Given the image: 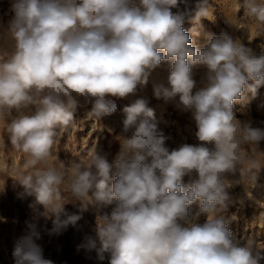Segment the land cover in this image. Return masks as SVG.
Here are the masks:
<instances>
[{
	"label": "clouds",
	"instance_id": "clouds-1",
	"mask_svg": "<svg viewBox=\"0 0 264 264\" xmlns=\"http://www.w3.org/2000/svg\"><path fill=\"white\" fill-rule=\"evenodd\" d=\"M238 7L264 31V0H239ZM11 8L0 44V119L26 158L13 178L22 195L34 197L30 207L42 206L38 216L52 219L48 234L81 219L65 212L71 198L82 210L114 205L97 215L95 235L81 245L101 262L262 264L264 248L251 237L238 240L224 213L232 203L230 175L238 171L264 188L257 183L264 164L243 150H259L264 128L233 111L264 86V54L227 32L195 45L198 33L183 25L211 18L208 0H13ZM164 64L166 76L153 79ZM150 80L156 99L191 114L200 143L170 149L154 109L139 97L123 109L112 162L94 151L87 160L49 166L58 129L75 121L82 103L91 105L89 118L101 120L115 112L113 97L135 96ZM27 229L14 247L15 264H53L37 243V223Z\"/></svg>",
	"mask_w": 264,
	"mask_h": 264
},
{
	"label": "rangeland",
	"instance_id": "rangeland-1",
	"mask_svg": "<svg viewBox=\"0 0 264 264\" xmlns=\"http://www.w3.org/2000/svg\"><path fill=\"white\" fill-rule=\"evenodd\" d=\"M238 2L239 0H208L212 10L211 18L202 17L198 23L185 22L183 25L185 30L195 29L198 33L191 36L193 43L202 46L207 34L220 35L227 32L233 38L240 39L254 55L264 54V31L244 14L243 9L238 7ZM12 3L13 0H0V44L5 42L9 22L14 16ZM167 68V64L158 68L153 73V79L166 76ZM204 72L203 68L195 69V78L199 81ZM139 97H146L149 107L154 109L159 127L170 137L166 142L170 149L183 143H200L195 135L197 128L191 114L177 109L173 103L156 99L150 80L147 86L138 87L135 96L124 99L113 97L117 104L115 112L101 120L89 118L87 114L91 105L82 103L75 112V121L67 128L58 129L49 166L60 162L67 165L73 160H87L94 151L112 162L120 150L123 109ZM233 111L238 120L251 122L253 127L264 128V86L258 89L255 97L248 94L245 102L235 103ZM6 126V121L0 119V264H15L14 247L27 234V222L37 223L41 233V239L37 243L43 250V257L53 264H108L107 258L101 262L94 250L89 251L81 245L86 235H95L97 215L110 213L114 205L99 210L90 205L82 210L80 202L71 199L70 194L65 192V197L70 198L64 205L65 212L80 215L81 219L76 226L70 225L61 234L49 235L52 219L38 216V212L43 211L42 206L30 207L34 204V197L22 195L23 187L13 178L18 170L25 169L26 158L10 144ZM243 150L251 152L264 164V141L259 144L260 151L251 146H245ZM228 178L235 181L228 189L232 203L224 213L230 219L229 228L238 240L251 237L258 247L264 248V188H258L250 178L240 177L238 171ZM184 182H189L188 177L184 178ZM257 183L264 185V168L257 173ZM197 211L198 205L193 204L192 214L195 215ZM205 219L201 215L197 222L203 223Z\"/></svg>",
	"mask_w": 264,
	"mask_h": 264
}]
</instances>
